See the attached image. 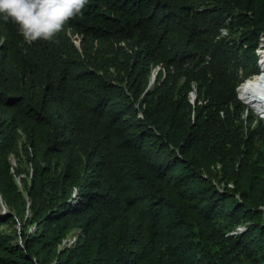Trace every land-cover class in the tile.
<instances>
[{"label":"trees","instance_id":"1","mask_svg":"<svg viewBox=\"0 0 264 264\" xmlns=\"http://www.w3.org/2000/svg\"><path fill=\"white\" fill-rule=\"evenodd\" d=\"M263 36L264 0L0 17V264H264Z\"/></svg>","mask_w":264,"mask_h":264},{"label":"clouds","instance_id":"2","mask_svg":"<svg viewBox=\"0 0 264 264\" xmlns=\"http://www.w3.org/2000/svg\"><path fill=\"white\" fill-rule=\"evenodd\" d=\"M89 2L90 0H0V17L13 21L30 42L52 40L70 18L83 13ZM260 73L261 70L254 76Z\"/></svg>","mask_w":264,"mask_h":264},{"label":"bare ground","instance_id":"3","mask_svg":"<svg viewBox=\"0 0 264 264\" xmlns=\"http://www.w3.org/2000/svg\"><path fill=\"white\" fill-rule=\"evenodd\" d=\"M262 45L264 47V44ZM157 72L158 69L155 70V75H157ZM240 93L246 101H249L250 103L256 102L258 108L260 107L259 111L264 113V73H260L247 79L242 90L240 89Z\"/></svg>","mask_w":264,"mask_h":264},{"label":"rangeland","instance_id":"4","mask_svg":"<svg viewBox=\"0 0 264 264\" xmlns=\"http://www.w3.org/2000/svg\"><path fill=\"white\" fill-rule=\"evenodd\" d=\"M77 42L79 43V41L77 40ZM262 44H264V36L261 38V43H260V47H259V49H258V54H259V57H261L262 55H263V53H264V47H263V45ZM243 86H244V84H242V86H239V92H240V89L242 90V88H243ZM240 94V97L243 99V101L249 106V107H251L253 110H254V112L256 113V114H258L259 116H261V117H263V113H261L260 111H259V108H258V104L256 103V102H249V101H246L245 100V98H243L242 97V95H241V93H239ZM4 210V203H3V201H2V199H1V197H0V211L2 212ZM75 238H72V240H74Z\"/></svg>","mask_w":264,"mask_h":264},{"label":"water","instance_id":"5","mask_svg":"<svg viewBox=\"0 0 264 264\" xmlns=\"http://www.w3.org/2000/svg\"><path fill=\"white\" fill-rule=\"evenodd\" d=\"M156 76H157V75H155V71H154V72H153V75H152V79H151L150 84H152V83L155 81ZM196 96H197V94H196L195 92H193V93H192V100H195ZM5 213H10V212L7 211V212H4V214H5ZM240 229L242 230L243 227H240Z\"/></svg>","mask_w":264,"mask_h":264},{"label":"built area","instance_id":"6","mask_svg":"<svg viewBox=\"0 0 264 264\" xmlns=\"http://www.w3.org/2000/svg\"><path fill=\"white\" fill-rule=\"evenodd\" d=\"M223 32H226V30L225 29H223ZM159 68H160V66H158L156 69H158L159 70ZM155 69V70H156ZM142 115V114H141ZM263 118H264V116H263ZM230 185L231 186H233V183H230ZM1 197V196H0ZM1 199H2V201H3V203H4V210L1 212L0 211V213H4V212H7L8 211V206L6 205V203L4 202V200H3V198L1 197Z\"/></svg>","mask_w":264,"mask_h":264}]
</instances>
